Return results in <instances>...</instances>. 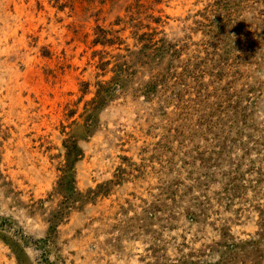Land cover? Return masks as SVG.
Instances as JSON below:
<instances>
[{
  "label": "rangeland",
  "instance_id": "obj_1",
  "mask_svg": "<svg viewBox=\"0 0 264 264\" xmlns=\"http://www.w3.org/2000/svg\"><path fill=\"white\" fill-rule=\"evenodd\" d=\"M0 264H264V0H0Z\"/></svg>",
  "mask_w": 264,
  "mask_h": 264
},
{
  "label": "trees",
  "instance_id": "obj_2",
  "mask_svg": "<svg viewBox=\"0 0 264 264\" xmlns=\"http://www.w3.org/2000/svg\"><path fill=\"white\" fill-rule=\"evenodd\" d=\"M98 85H99V88H98V90H97V95L100 96V93L106 91L108 88L105 87L104 84H102V83H99ZM98 98H99V97H98ZM95 100H96V99H94L92 102H94ZM97 100L99 101L100 99H97ZM98 101H97V102H98ZM75 147H76V146H75L74 144H72V149H76Z\"/></svg>",
  "mask_w": 264,
  "mask_h": 264
}]
</instances>
